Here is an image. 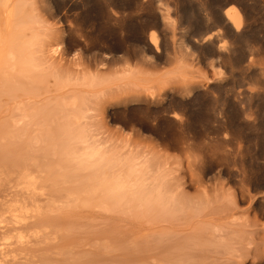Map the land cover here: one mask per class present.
Masks as SVG:
<instances>
[{"label":"rangeland","instance_id":"obj_1","mask_svg":"<svg viewBox=\"0 0 264 264\" xmlns=\"http://www.w3.org/2000/svg\"><path fill=\"white\" fill-rule=\"evenodd\" d=\"M20 1L0 264H264V0Z\"/></svg>","mask_w":264,"mask_h":264},{"label":"bare ground","instance_id":"obj_2","mask_svg":"<svg viewBox=\"0 0 264 264\" xmlns=\"http://www.w3.org/2000/svg\"><path fill=\"white\" fill-rule=\"evenodd\" d=\"M25 5H23V3L20 1V0H0V41H1V38H2V29H1V24H8L7 26L9 27V24H13L14 25H17V24H20L19 22H17V18H20L22 16H20L19 14L23 12L22 9H25L24 8ZM22 11V12H21ZM224 15H225V18L227 19V21L236 29V30H239L240 26H241V20H240V14L232 7H229L227 8L225 11H224ZM20 16V17H19ZM1 19H3V21L1 22ZM20 20V19H19ZM21 21V20H20ZM26 24V23H25ZM22 25V24H21ZM7 27V28H8ZM12 27V25H11ZM10 27V28H11ZM14 28V27H13ZM12 28V29H13ZM22 28V27H18V30ZM17 29V28H16ZM10 30V29H9ZM16 30V31H18ZM23 30V29H22ZM11 31V30H10ZM15 31V29L13 30ZM21 30H19L20 32ZM23 32V31H22ZM10 33V32H9ZM18 33V32H17ZM11 34V33H10ZM21 34V33H20ZM24 34V33H23ZM10 36H13L12 34ZM21 36V35H20ZM20 39V38H19ZM23 39V38H21ZM31 39V38H30ZM29 39V40H30ZM152 40V37L150 38ZM205 39H210V37H206ZM12 40V39H10ZM19 41V40H18ZM15 42V41H13ZM13 44V43H12ZM15 46V45H14ZM18 46V45H17ZM16 47V46H15ZM15 49V48H14ZM17 49V48H16ZM58 47L57 48H53L52 47V50L50 51V53L52 55H55L57 52H58ZM120 181V180H119ZM119 181H114L113 182H116L115 184H113V186H111L109 189H108V192L109 190L113 193L115 192H119V190L126 184V182H124L125 184L123 185V181L119 182ZM106 186V185H105ZM104 187V186H103ZM105 188V187H104ZM107 188V187H106ZM107 191V190H106ZM122 191V190H120ZM105 192V191H104ZM107 193V195H109ZM105 193V194H106ZM112 193H110L111 195ZM113 195V194H112ZM26 214V213H25ZM16 216V215H15ZM1 222V221H0ZM1 225V224H0ZM1 227V226H0ZM23 240V239H22Z\"/></svg>","mask_w":264,"mask_h":264}]
</instances>
